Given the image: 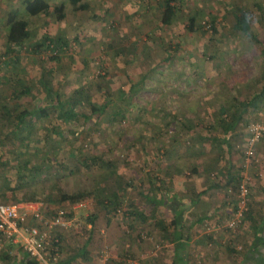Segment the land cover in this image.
<instances>
[{
	"label": "rangeland",
	"instance_id": "374dc122",
	"mask_svg": "<svg viewBox=\"0 0 264 264\" xmlns=\"http://www.w3.org/2000/svg\"><path fill=\"white\" fill-rule=\"evenodd\" d=\"M61 1L71 5V0ZM89 1L90 10L72 12L61 21L43 13L32 17L31 39L19 52L9 56L2 47V38L6 37L2 30L12 14L25 13L26 0H0V131L4 126L7 132L12 129L13 112L34 110L30 116L33 129L25 133L26 142L16 139L13 151L43 169L36 179L23 183L38 186L42 189L41 196L57 194L58 187L67 192L105 188L113 200L105 202L113 212L114 201L120 200L125 188L126 192L130 188L131 196H137L148 177L165 187L170 178L164 175L161 184L158 176L172 155L187 154L195 158V166L205 167L206 161L227 153L223 140L216 139L220 137L206 129V125L217 119L219 100L230 103L232 97L241 96V92L258 91V86H249L247 81L257 76L264 79V0H177L178 12L169 26L161 24L163 8L158 0ZM241 11L248 14L253 36L234 27ZM192 15L196 17L194 31L189 27ZM214 20L217 21L216 29L212 25ZM45 35L64 40L53 43L51 52L46 49L39 56L32 49L42 43ZM54 50L58 51L56 55ZM124 61L128 62L123 64ZM41 77L51 84V89L43 85ZM24 86H30V93L14 97L13 90L22 93ZM48 90L53 91L52 104H56L55 95L63 100H78V118L63 122L59 119L62 116L55 115L59 112L56 106L53 107L54 115L39 117L36 110L49 103V98L45 99L50 93ZM106 94L111 95V101L105 108ZM92 104L103 107V112H93ZM3 105L10 109L6 114L8 119L1 113ZM261 120H264V101L260 110L229 134L230 137L238 136L234 140L239 139L240 144L234 154L245 160V170L237 179V188L242 178L252 179L251 167L256 155L246 161L245 133L250 123ZM198 132L210 140L199 138ZM161 160L165 163L159 164ZM189 169L177 178L189 182L196 177ZM111 173L112 179L104 183L102 178ZM54 182L57 185L52 188ZM18 185L16 181L11 183V186ZM145 188L150 194L156 187ZM237 188L227 220L218 226L202 224L204 230L200 234H206V238L201 237L198 243L206 254L199 252L192 259L193 264H207L209 257L221 251L232 253L235 264L252 262L251 254L239 259L244 250L241 241L244 222L235 231L227 227L237 205ZM97 199H87L84 205L82 202L62 203L59 195L49 201L43 199L52 208L68 209L70 216L82 223L81 229L70 227L63 236L65 244L61 253L71 257L70 264L92 262L88 259L82 263L76 254L80 255L82 243L90 236L87 229L90 218L99 217L103 210ZM129 209L143 211L144 207L120 205L112 214L119 217L117 230L125 236L134 231L131 226L135 223L132 224ZM152 209V206L146 207L148 214ZM154 215L156 211L146 220L147 225L154 223ZM102 220L96 225L100 230L106 227ZM195 237L198 239L199 235ZM163 243L154 239L150 256L157 245ZM0 244V264L22 263L24 254L20 246L1 240ZM100 252L103 264H108L111 257L106 260V254L111 256L113 250L108 248ZM147 256L141 254L140 259L147 260ZM220 257L224 262L223 253Z\"/></svg>",
	"mask_w": 264,
	"mask_h": 264
},
{
	"label": "crops",
	"instance_id": "0c3cea01",
	"mask_svg": "<svg viewBox=\"0 0 264 264\" xmlns=\"http://www.w3.org/2000/svg\"><path fill=\"white\" fill-rule=\"evenodd\" d=\"M47 2L52 6L58 3L68 4L66 1L61 0H59V2L47 0ZM14 18L15 15L12 14L8 23L2 30L3 34H6V37L2 38L4 40L2 47L4 51L7 53L9 52V56H13V50L10 48L11 46L7 41V34L9 23ZM40 79L43 80L42 77ZM45 99L47 100V97ZM233 132H231V135ZM235 137L237 138L238 136L230 137L228 135V139L226 141L223 140L222 143L227 146V153L220 155V157L212 158L209 162L206 161L207 166L204 167L203 165L204 168L200 165L197 166V170L194 172L196 177L190 179L189 182H183L177 178L180 177L186 168L189 169L188 165L183 164V161L180 162L179 160H190L191 158L193 164L196 162L195 158L187 154L182 156L172 155L173 158H170L171 161L166 160V163L162 161L163 159L159 161V164H165L161 169V176H158V179L162 178L164 175L170 178V181H168L165 187L163 185H158L157 181L150 184L149 180H147L149 179L148 177L146 178L147 181H145L144 187L139 190L137 196H131L128 193L130 188H128L127 192L125 191L126 188L123 189L120 200H115V204L118 203L126 208L132 206L144 207L143 211L140 209L136 211L137 214H131L132 224H135L133 226L130 224L134 231L129 235L125 236L117 230V223L118 220H120L119 217H113V213L108 212L111 210L110 205L102 202L98 206L99 208H103V210L99 213V217L98 215L92 217V220L87 224V229L90 230V236L82 243L79 250L80 255L76 254V256L79 257L82 263L84 260L91 259L92 262H90V264H103L102 261L104 260L100 257L102 255L100 251H106L110 248L113 252L111 256H106V260L111 257L108 264H193L192 259L198 256L199 252H203L204 255L206 254L204 251L205 249L201 247L202 244L200 245V243H198L201 237L204 239L206 238V234H200L201 230H204L203 225L213 224L218 226L221 222L227 220L226 218L228 217V213L234 201V184H236L240 173L245 170L243 164L245 160L243 157L240 156L239 158L237 154H234L236 147L240 144L239 139L234 140ZM245 137L246 147L248 131L247 134L245 133ZM255 155L256 162L251 167L252 179L250 183L252 189V208L241 228V241L242 245H244V250L239 254V259L248 256V254L250 256L251 254L252 262H249V264H259V261L260 264H264V140L257 144ZM145 164H147V162H145ZM157 167L158 164L155 169H157ZM179 170H181V173H179ZM116 172H118V169ZM155 177L157 178V176ZM156 178L155 180H157ZM154 186L156 187L155 192L151 191L150 194L146 192L147 188L145 187ZM157 189H159L160 192H157ZM107 196H109L108 193ZM106 201H109V199H106ZM81 202L82 205L85 204V201ZM147 206L153 207L150 214H148L146 210ZM153 211H156V215H154L153 218L154 223L149 222L148 224L151 225L149 226L146 224V220L150 217H148V215L154 213ZM131 212L132 210L129 209L128 213ZM108 217L111 218L110 223L108 222ZM102 218L106 227L100 230L96 225ZM162 226H164V228ZM178 226L182 227L180 231L178 230ZM207 231L208 228H206V232ZM64 234L65 230H60L59 237L62 242V253L63 244H65L63 238ZM180 235L183 237V239H181V244L185 246V249L175 251V244L178 242ZM195 235H199L198 239H196L197 237H195ZM154 239L160 240L161 243H163L164 240L165 242L157 245L156 251L150 256L149 250H151L150 246ZM22 252L25 258L27 253L24 251ZM221 252L225 257L224 262L220 257V254H222ZM221 252L220 254L217 253L209 257L206 263H236L232 257V253L227 251ZM62 253L60 254L59 261L61 260V262L70 264L69 261L71 257H64ZM144 253L149 256H147V260L140 259V255H144ZM176 254L180 256L179 260ZM131 257L132 259L139 258V260H137V262L134 260L131 261Z\"/></svg>",
	"mask_w": 264,
	"mask_h": 264
},
{
	"label": "trees",
	"instance_id": "16d2710c",
	"mask_svg": "<svg viewBox=\"0 0 264 264\" xmlns=\"http://www.w3.org/2000/svg\"><path fill=\"white\" fill-rule=\"evenodd\" d=\"M91 3L89 0H72L71 5L64 4V3H58L54 4L53 6L47 2V0H26L25 5V13L15 16L13 20L9 23V30L7 34V41L10 44V48L13 50V52L17 51L19 52L20 49L23 47L24 43L31 39L32 37V28L30 19L34 16H37L41 13L43 14H49L55 17L58 21L64 20L68 17V15L75 11H87L91 9ZM158 5L163 8V17L161 19V24L163 26H169L172 25L175 17L178 12L177 7V0H158ZM260 8V5L258 6ZM248 14L245 11H241L240 15L236 18L235 28L237 30L243 31L245 34L253 36L251 33V27L250 22L248 20ZM95 17H97L95 15ZM189 27L191 31H194L196 29V17L195 16H189ZM216 23L217 21L214 20L213 29H216ZM256 37V36H254ZM257 39V38H256ZM64 40V39H63ZM61 37H58V39H55L49 35H45L44 40L42 43H39L36 45L37 47H33L32 49L34 53L41 56V53L45 52L46 49H51L50 46L54 43H58L59 41H63ZM42 51V52H41ZM53 58L55 56H52ZM40 58V57H39ZM128 61H124L123 64H126ZM244 83L243 81H241ZM249 86H258V91L251 92L250 94L241 92V96H233L230 103L224 100H219V104L217 105L218 108V116L215 122H210V124L206 125V129H208L211 133H214L216 136L220 138H216L219 141L220 140H227V136L237 130L239 127H241L244 123H246V120H248V117L255 111L260 110V104L264 101V79L262 77L257 76L256 79L248 80L247 81ZM1 84V81H0ZM43 85H46L48 89H51V84L48 81H45L43 79ZM243 87V86H242ZM31 91L30 86H24L22 89V93L19 90L15 91L13 90V96L18 98L20 95L23 94H29ZM49 91V90H48ZM50 93L47 94V98L51 100L50 97L52 96L53 91H49ZM21 93V94H20ZM1 94V92H0ZM1 98V95H0ZM55 98L57 100L56 104H52L51 101L49 103H45V105L41 106L36 110V112L39 113V117H50L51 115H54L55 109H58L59 112L55 113L57 117L62 116L59 119H62L63 122H67L72 119L78 118V112H76V108L78 105V100L75 98H68L63 100L59 95H55ZM111 101V95L106 94L104 106L107 107L109 102ZM56 106V108H55ZM53 107L55 109H53ZM100 107L98 105L92 104V111L93 112H103L104 108ZM7 105H3L1 109V113L4 115L10 113V109H8ZM53 109V110H52ZM34 110H25L18 113L13 112V115H15V119L12 125V129L7 132L5 130L0 131V167H2L0 170V203H20V202H27V201H37V200H43L46 199V201H49L51 198L54 197V195L60 196V202H69L70 204L78 203L81 201H85L90 198L97 197L98 203L101 204L106 203L105 200L109 199L110 202H112L111 197L107 196V193L109 192L108 189L102 188L101 191H97V189H82L77 190L74 192H67L63 190L62 188L58 187L57 194L49 193L48 195L41 196L42 189H39L38 186L31 187L27 185L26 183H23L25 181H28L29 179L34 180L36 177L41 173V170L43 169L41 165L32 164L31 160L28 157H24L20 153H16L13 151L16 147V139L22 140V142H26V135L25 133H29V130H32L33 127L30 125L32 123V120L30 121V116L32 115ZM253 116V115H252ZM6 118L8 119V116L6 115ZM29 129V130H28ZM197 131L200 130V128H196ZM28 130V131H27ZM199 138L206 140H210V137L207 136H201L200 132ZM22 136V137H21ZM27 146V145H26ZM194 149V148H193ZM180 162L183 161V164L188 165V168H190L191 171L196 172L197 166H194V163L192 164L191 160L189 159H180ZM32 167V168H31ZM34 170V172H33ZM14 171V173H13ZM30 171V172H28ZM184 172V171H183ZM179 173H181V170H179ZM240 178V177H239ZM102 179H105L104 183H108L112 179V173L111 175H107L103 177ZM162 178H160L161 180ZM30 180V181H31ZM13 181H16L19 183L18 186H11V183ZM234 181V180H233ZM232 181V182H233ZM154 182L152 178H149V183L151 184ZM161 183H164V180H161ZM103 184V183H102ZM54 185H57L55 182L52 183V188H54ZM236 185V184H234ZM237 188V185L235 186ZM99 192V193H98ZM101 193H106V195H101ZM237 194H238V188H237ZM108 195H110L108 193ZM102 196V198H101ZM106 196L105 198H103ZM104 199V201H102ZM161 200V199H159ZM238 199L236 200V202ZM252 189H251V198L248 203V210L244 216V219L242 222L245 221L247 218L249 212L252 208ZM237 207V205H236ZM235 207V208H236ZM120 208V204H115L113 208V212H116ZM109 213H113L112 210L108 211ZM130 214H137L136 211H132ZM150 215H148L149 217ZM147 217V218H148ZM109 223L110 219L109 218ZM89 220V218H88ZM92 220V218H90ZM176 221V220H175ZM174 221V222H175ZM241 222V223H242ZM164 228V226H162ZM182 229L181 226H178V230L180 231ZM181 239L183 237L180 235L178 242L175 244V251L185 249V246L181 244ZM233 252V251H231ZM177 255V254H176ZM178 260L180 256H178ZM21 264H42L33 258L29 256V254H26L25 258L23 259ZM54 264H67L61 261H58ZM260 264V261H259Z\"/></svg>",
	"mask_w": 264,
	"mask_h": 264
},
{
	"label": "built area",
	"instance_id": "2783aa9c",
	"mask_svg": "<svg viewBox=\"0 0 264 264\" xmlns=\"http://www.w3.org/2000/svg\"><path fill=\"white\" fill-rule=\"evenodd\" d=\"M51 47L53 48L54 44ZM57 52L54 50V55ZM263 140L264 120L250 123L245 147L246 161L255 157L256 146ZM250 179L246 176L238 184L237 207L227 222V227L233 231L240 226L248 210L251 198ZM70 227L79 230L82 223L73 219L68 209L61 206L52 208L44 200L0 203V240L20 246L31 258L42 264H54L59 261L62 250L59 232Z\"/></svg>",
	"mask_w": 264,
	"mask_h": 264
}]
</instances>
